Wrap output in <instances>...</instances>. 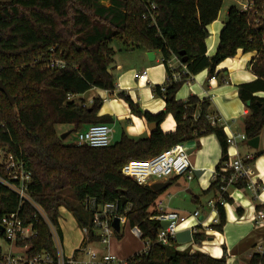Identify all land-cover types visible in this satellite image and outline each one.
Returning a JSON list of instances; mask_svg holds the SVG:
<instances>
[{
    "label": "trees",
    "instance_id": "trees-1",
    "mask_svg": "<svg viewBox=\"0 0 264 264\" xmlns=\"http://www.w3.org/2000/svg\"><path fill=\"white\" fill-rule=\"evenodd\" d=\"M247 1H252L248 10L229 7L216 51L207 56V26L217 18L223 0H0V80L14 99L11 105L0 90V149L23 161L31 171L28 193L61 240V207L72 214L79 228H87L88 240L95 241L93 209L115 203L117 216L124 214L129 227H137L140 238L149 245L145 253L127 258V264H226L225 255L213 258L201 252L179 251L173 241L169 245L158 242L161 223L151 217L158 213L153 208L164 189L154 191L150 185L138 184L124 176L121 167L175 144L197 142L203 135L214 134L221 148L215 167L219 170L227 159V143L223 128L211 124L209 100L194 95L179 100L175 94L203 70L215 77L219 63L234 57L239 49L257 52L249 64L257 77L240 84L238 95L248 109L243 118L247 140L259 136L264 127V96L256 93L264 92V30L258 26L264 17V0ZM114 41L122 42L126 49L159 51L161 55L167 80L151 89L165 101L164 110L151 114L125 92L116 93L133 115L147 123L156 122L157 128L141 138L123 132L118 141L102 148L66 143L57 125L76 134L92 124L111 123L110 116L98 115L102 97L97 95L87 104L77 96L92 88L115 90V52L110 47ZM183 57L185 62H181ZM49 58H60L67 64L60 69L43 68ZM171 59L187 70L183 74L176 69L180 74L177 80L169 67ZM168 114L175 129L163 132L159 124ZM261 154L256 153L251 162ZM174 179L167 181L171 184ZM219 185V180L212 181L202 196L212 193L211 198L217 197ZM234 186L243 189L246 182ZM222 196L233 203L226 193ZM16 211L22 224L31 225L36 235L18 237L15 245L27 247L28 258L43 251L55 258L47 222L31 204H20L18 196L0 182V222ZM237 211L241 213L239 208ZM217 216L218 223L212 228L221 231L226 221L223 206H217ZM0 239L7 242L1 229ZM201 239V234L194 235L195 241ZM2 257L0 248V261ZM247 264H264V243L262 252L253 253Z\"/></svg>",
    "mask_w": 264,
    "mask_h": 264
},
{
    "label": "crops",
    "instance_id": "crops-1",
    "mask_svg": "<svg viewBox=\"0 0 264 264\" xmlns=\"http://www.w3.org/2000/svg\"><path fill=\"white\" fill-rule=\"evenodd\" d=\"M243 3L244 1H241L238 4ZM239 8L241 9V5ZM225 21L226 19H222L219 13L217 18L207 26L209 32L206 38L207 56L215 53L219 32ZM138 51L128 63L115 66L118 72L115 73L116 87L113 92L92 88L77 96L87 104L97 95L102 97L103 104L98 115L110 116V124L119 125L122 128L121 134L124 132L131 138L148 137L152 131L149 130L146 121L131 113L128 105L116 96L117 92H125L134 103L139 104L142 110L151 114L161 112L165 108V101L161 97L154 96L151 89V86L162 85L167 80V71L161 60V55L159 51H153L154 57L149 60L147 57L149 50L141 49ZM256 56V51L243 52L239 49L234 57L226 58L219 63L214 72V79L209 76L207 70H203L192 76L190 81H185L177 90L176 99L185 100L191 95L200 99L207 98L210 103L208 108L210 116L218 120L216 124L223 128L226 137L230 134L244 132L243 118L248 114V109L239 98L238 86L256 79L257 76L249 66L251 60ZM169 65L173 69L180 70L181 68L175 59H171ZM144 70L147 72V79H136L135 75ZM256 95L263 97L264 92H258ZM110 124L108 125L111 127ZM159 128L163 132H170L175 129V121L171 114L166 115L159 124ZM258 137L257 148L251 147L248 140L239 143L237 149L227 147V153L231 158L236 153L242 158L247 155L253 158L258 152H262V154L251 162L250 169V176L257 183L258 190L250 187L239 189L235 186L227 188L226 194L233 203L227 202L223 206L226 221L221 231L212 228L214 224L211 219L214 218V214L210 212L207 206V202L213 196L212 193L205 196L201 194L210 186L212 182L210 173L215 170L220 160L219 142L214 134H207L201 136L197 142L189 140L184 143L195 170L194 177L191 180H186L184 177L172 176L171 178H175L173 183L162 191L153 208L157 212L175 211L188 216L187 223L181 226L176 234L175 248L177 250L201 252L213 258H220L225 255L226 264H247L253 253L262 252L264 222L257 223L255 215L257 207L264 205V127ZM182 178L185 180L183 183L180 182ZM164 181L167 179L156 182ZM237 208L241 210V213H238ZM194 211L199 212L196 218L192 217ZM59 213L63 250L67 256H73L75 251L81 247L83 234L79 228V244L76 245L72 241L71 245H67V249H64V243H68L65 238L66 228L72 229L75 219L63 207L59 209ZM195 234L202 235L199 242L194 240ZM6 243L8 252L4 254H12V248L16 246L15 243L8 241ZM26 250L27 247L24 248L22 254L15 256L25 257ZM105 250L104 253L113 254L119 259H125L135 252L133 249L130 250L127 246L116 242L105 246Z\"/></svg>",
    "mask_w": 264,
    "mask_h": 264
},
{
    "label": "built area",
    "instance_id": "built-area-1",
    "mask_svg": "<svg viewBox=\"0 0 264 264\" xmlns=\"http://www.w3.org/2000/svg\"><path fill=\"white\" fill-rule=\"evenodd\" d=\"M152 8H155L152 5ZM252 8V1H246L241 4V10H248ZM66 61L60 58H49L44 64L43 68H64ZM172 77L177 80L180 74L176 69H173ZM175 70V71H174ZM181 73L187 72L185 66H181ZM136 79L146 80L147 72L144 70L135 75ZM214 79V76L211 77ZM211 124H216L217 119L211 118ZM76 144H85L94 148H102L109 146L111 142V127L108 124H92L86 129L75 134ZM247 137L244 132L230 134L226 137L227 147L237 149L239 143L245 142ZM3 160L0 162V167L3 169V174H0V182L12 190L19 198L20 204L27 202L36 210L49 225L53 244L55 248V258L49 251H43L31 258L15 256L10 253H2L0 264H127V259H119L110 253H103L96 255L90 248H86V244L90 242L87 228H80L83 234V242L86 244L78 248L73 256H67L64 253L62 240L60 239L55 228L47 220L41 208L33 201L28 193V184L31 180V171L28 170L23 161L15 158L12 154L0 149ZM252 156L247 155L242 158L235 154L233 158L227 153V159L222 163L219 170L211 172V181L219 180L218 195L211 198L207 202L210 212L214 214L212 223H218L217 206H224L227 202L222 194L226 193L227 188L234 186L239 181H245L246 187L258 190L259 187L250 176ZM194 167L191 164L189 153L185 144H175L157 155L146 160H130L121 167V173L124 176L132 178L140 185H150L156 181H163L172 176L184 177L186 180H191L194 177ZM227 173V174H226ZM257 209L255 219L257 223L264 222V205ZM198 211H194L192 217H197ZM117 216L116 204L106 203L96 206L93 209L92 223L94 224V235L97 236L98 242L102 244H109V239L114 234L111 223L114 217ZM160 223L168 221L169 224L165 228H160L157 233V241L162 245H169L172 241L175 242L177 231L181 226L187 223L188 216L180 214L175 211L158 212L151 217ZM121 222V219H120ZM0 225L5 232L6 240L14 242L18 237L21 239H30L36 235V231L31 225L24 226L19 217L18 211L7 214L1 218ZM135 236L141 237V232L137 227L132 228ZM148 243L145 244L144 253L148 249ZM83 253L86 259H79L76 254Z\"/></svg>",
    "mask_w": 264,
    "mask_h": 264
},
{
    "label": "rangeland",
    "instance_id": "rangeland-1",
    "mask_svg": "<svg viewBox=\"0 0 264 264\" xmlns=\"http://www.w3.org/2000/svg\"><path fill=\"white\" fill-rule=\"evenodd\" d=\"M241 1L245 2V0H223L221 8L219 10L220 17L222 19L223 18L226 19L225 15H226V13H227L226 11H228L229 7L234 5V6L239 8L241 4H238V3H241ZM110 47L115 52L114 57H113V59H114L113 70H115L113 75L115 78V76H116L115 73L118 72V69H116L115 66L128 63L129 61H131L134 58V54H137V52H139L138 50H141V49H139V48L126 49L125 46L123 45V43L120 41L119 42L114 41L113 43H111ZM110 125H111V137H112L111 142L114 143V142L119 140L121 132H122V128L116 124H110ZM57 128L62 132L61 134H63L64 132L67 131V130L62 131V129L66 128V126H64V125H57ZM74 137H75V133L70 132L64 138V141L66 143H72V142H74ZM2 160H3V156H2V153H0V162H2ZM184 181L185 180L183 178L180 180L181 183H183ZM191 206H192V203H191ZM120 219H121L120 231L114 232V234L109 239V245L111 243L113 244L114 242H116L117 244L127 246L130 250L133 249L135 252H133L127 258H129L135 254L142 253L145 250L144 240H142L141 238H139L133 234L132 229L129 227L128 224H126V218L124 217V214H120ZM79 232H80L79 227L75 221L73 223L72 229L66 228L65 238L67 239L68 243H66V242L64 243V249H67V245L70 246L72 241L76 245L79 244V239H80V233ZM85 244H86L85 242L84 243L82 242V244L80 246H84ZM105 246H107V245L102 244L96 240L90 241L86 244V248H90L97 256L106 252ZM0 248H1V251L3 253L8 252V246H7L6 241L0 239ZM24 248L25 247L13 246L12 254L13 255H16V254L20 255L24 252ZM77 258H79V259L83 258L84 259V258H86V256L83 253H79ZM127 258H125V259H127Z\"/></svg>",
    "mask_w": 264,
    "mask_h": 264
},
{
    "label": "water",
    "instance_id": "water-1",
    "mask_svg": "<svg viewBox=\"0 0 264 264\" xmlns=\"http://www.w3.org/2000/svg\"><path fill=\"white\" fill-rule=\"evenodd\" d=\"M258 29L264 30V17H263L261 23L259 24ZM147 57H148L149 60H152L153 57H154L153 51H148L147 52ZM185 60L186 59L183 57L181 59V62H185ZM0 90L6 95L7 100L9 101V103L11 105H13L14 104V99H13V97L10 96V94L8 93L7 89L5 88V86H4V84L2 83L1 80H0ZM147 126H148L150 131H154L157 128V123L156 122H151V123H148ZM69 133H70V131L64 132L63 134H61L60 138L64 139ZM258 141H259V137H255V138L249 139L248 140V144L251 147H253V148H257ZM168 185H169L168 181L154 182V183L150 184V188L152 190H154V191H160L162 189H165ZM124 203H125V199L122 198L121 199V207L124 206ZM168 224H169L168 221H162L161 222V228H165ZM111 225H112L113 229L116 232H119L120 231V217H118V216L114 217L113 220H112ZM0 229L1 230L3 229L1 225H0Z\"/></svg>",
    "mask_w": 264,
    "mask_h": 264
}]
</instances>
